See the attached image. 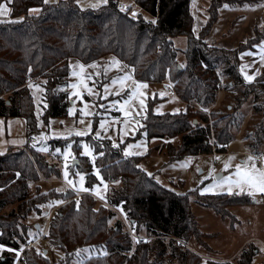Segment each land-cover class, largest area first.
<instances>
[{
	"label": "trees",
	"instance_id": "16d2710c",
	"mask_svg": "<svg viewBox=\"0 0 264 264\" xmlns=\"http://www.w3.org/2000/svg\"><path fill=\"white\" fill-rule=\"evenodd\" d=\"M135 2L141 11L134 17L119 8V0H108L98 8H82L77 0H12L9 20L0 22V117H24L27 135L33 136L39 127L31 86L39 85L42 90L43 115L65 116L70 107L69 94L64 91L69 60L88 65L112 57L137 81L155 84L169 79L179 99L186 104L185 109L173 113H154L150 104L137 135L148 138L180 135L178 148L167 147L172 159L188 153H211L214 146L218 152H227L233 138L232 128L239 120L237 111L255 92L254 86L263 85L264 68L254 81H246L240 65L235 63L242 48L232 51L217 45L211 48L206 38L223 5L241 7L258 0H210L208 21L198 35L193 31L192 0ZM37 7L38 13L30 11ZM144 11L157 17L155 23L144 18ZM261 28L257 27L253 36L257 44L264 40V36L256 35ZM179 34H185L188 39L184 65L178 62L173 41ZM225 77L229 80L224 85ZM221 87L231 90L237 111L221 114L212 110V120L205 111L215 105ZM259 97L256 94L253 98L256 112L264 110ZM95 120L98 121L96 114ZM211 120L215 123V132ZM261 131L252 138L255 147L259 145ZM82 140L92 147L94 161L93 157L81 156L83 144L74 141L73 150L80 155V161L70 167L84 174L86 190H75L72 186L64 191L44 190L37 185L33 191L32 184L40 179V174L61 176L58 163L33 146L0 154V243L9 247L0 254V264H13L19 247L16 239L24 242L30 239L25 220L32 212L40 213L50 204L55 205V210L46 237L62 254L51 262L45 244L35 245L25 250L23 264H201L197 253L187 244L198 231L188 196L162 186L149 176L138 167L137 155L124 156L122 151L91 136ZM51 143L54 145L55 141ZM103 180L121 183L110 190L107 202L125 211L138 236L139 223L144 225L152 240L142 237L133 248L132 236L123 222L119 219L112 222L116 212L104 204L97 206V198L88 189ZM77 191H81L79 200L75 198ZM225 196L228 197L227 194L206 195L210 200L205 199L201 204L221 214L215 202ZM242 198L228 204L249 201ZM9 206L12 208L5 211ZM41 225L39 230L36 224L33 228L41 231ZM84 247L93 250L75 263L77 251ZM256 252L255 246L248 245L233 263L254 264Z\"/></svg>",
	"mask_w": 264,
	"mask_h": 264
},
{
	"label": "rangeland",
	"instance_id": "374dc122",
	"mask_svg": "<svg viewBox=\"0 0 264 264\" xmlns=\"http://www.w3.org/2000/svg\"><path fill=\"white\" fill-rule=\"evenodd\" d=\"M47 2L50 1L47 0ZM207 3V0H200L201 8L197 7V0H193L190 4L193 25L196 24L197 27H199L202 23H207L208 18L206 14L208 12L207 9L210 0L208 5H206ZM119 4L134 6L141 11L135 0H119ZM79 5L82 8H98L103 5V3H101V0H79ZM93 5L97 6L92 7ZM8 7L11 8L10 4H8ZM142 15L144 18L153 19L154 21L157 18L147 11H144ZM261 15L262 13L257 11L256 16L259 18V20H257L258 23L264 20V16L261 17ZM9 17L10 13L7 18L6 16H0V22L8 21ZM205 24H203V26ZM220 31L221 29L215 31L212 34V37H209V40L213 41L214 39H217L216 37ZM256 35L258 38L259 36H264V27L263 29L261 28ZM254 37L250 39L249 42H247V40L243 41L244 43L246 42L243 45L238 44L232 48L230 46L223 47L230 51H232V49L236 50L237 48H242V51L239 53V61H234L236 65L237 63L240 65V72L242 64L241 54L248 50H256L257 43L256 38L254 39ZM242 40L243 39L238 37L227 42V44L234 45ZM173 41L178 50V62L179 64L184 65V50L188 45L187 36L185 34H179L173 38ZM252 43H255L256 45H254V47H252V45L250 46ZM212 45L214 44H209L211 48L213 47ZM232 57H235V55H232ZM113 59L114 58L112 57H108L101 62L88 65H84L75 59L69 60L70 71L68 75V84L64 91L69 94V109H75L72 114H69L68 110V114L65 116L47 117L46 115H43L44 106L41 99L42 90L39 85V87H36L37 85H32L31 92L34 98L35 114L39 130L33 135L31 141L28 140L20 146L12 145L0 149V154L2 155L8 151L16 152L17 150L29 149L32 146L36 147L46 155L49 152L57 154L62 157V161L58 163L62 172L61 176L46 177L43 174H40V179L32 184L31 190L34 191L35 186L37 185H40L44 190L50 188H55L58 191L68 190L69 186L71 187L72 185H70L68 180L64 177L66 163L69 172L68 179L73 180L76 184V187L72 186V188L75 190H86L84 182L81 186L79 177L75 175L79 172L77 168L74 169L73 167H70V165L74 164L73 162L79 163L80 155H85L83 147L80 148V155L73 150V142L75 141L83 145L87 144L91 149L92 147L89 142L82 140V137L91 136V138L99 140L98 142L100 143L107 142L109 145L116 148L118 152L121 153L122 151L121 154L124 156L137 155L138 159H140L138 167L146 171L149 176L153 177L162 186L170 188L176 193L188 196L191 211L197 220L198 231L197 235H191L187 244L191 251L197 253L201 264H212L213 262L225 261L229 264H234L233 262L236 260L242 249L251 244L256 247L257 251L253 263H264V193L252 192L250 194L247 186L244 187V191L242 192L238 188L233 187L232 193H229L226 190L227 184H224L223 187L220 186L221 181L224 180V178L235 174V166L241 164L243 161H247L249 156L254 158L252 161H248L249 166L254 163L257 168L264 169V110L256 112L253 100L254 96L258 94L260 96L261 105L264 104V89L261 90L260 88V86L264 87V83L260 86H254L255 92L242 104L239 111H237V109L234 110L235 108L233 105L235 102L231 90H228L227 87H221L217 93L215 105L205 111L212 120H214L212 110L215 112H221V114L235 111L238 112L239 120L232 128L233 138L227 146V152L221 153L217 151L218 155H216L214 151L202 154L188 153L181 158L172 159L169 153H167V147L172 145L178 148L181 144L180 135L170 138H148L145 135H137L138 129L142 124V118L148 111L150 104H153L152 110L154 113H173L178 112L176 110L180 111L184 108L183 103L172 92V84L170 80L167 79L162 83L155 84L141 82L147 85V87L140 89V91L144 93V96L142 97L144 99V107H140L139 98L132 99L130 101V106L128 107L130 115L126 117L124 112L120 110V105L129 98L132 91L131 86L133 85V82L137 80L133 77L131 72L121 64V62L119 66H113ZM80 65L85 66L83 72L80 70ZM73 72L80 73V75H73ZM125 73H130L132 79L128 80L126 86L122 89L119 84H113V81L123 76ZM82 77H86L87 86L92 89V94H89L87 90L81 88L80 91L83 95L82 97H77L72 95L75 90L72 89L70 85L78 83ZM228 80L229 78L227 77L222 80L224 85ZM106 87L107 91L105 90ZM161 93H163V95H161ZM86 105L88 106L87 110L91 115L84 116L82 114L81 110L84 109ZM95 114L98 116V121L95 120ZM22 118L23 117H20L19 119L21 122ZM81 119L85 121L84 124L79 122ZM102 121L106 122L104 128H101ZM3 123L5 124L4 121ZM4 124L0 122V134L2 136H6L7 134V131L6 133L4 131V128L6 129V127L3 128ZM7 124L9 125V121ZM88 124L91 125V130H86V125ZM211 124L214 127L215 132L214 121H212ZM260 129H263V131H261L260 142L258 147H255L252 138L255 137L254 134ZM69 130H72V135H68ZM77 130L86 131V135H76L75 132ZM8 132L13 136V140L16 143L23 142L24 134H22L21 124L15 125L14 128L9 127ZM97 133H99V136H97ZM58 140L60 145L56 144V141ZM52 141H55L54 145L51 143ZM130 144L134 147L128 148ZM69 145H71L70 148ZM57 149H60V151L57 152ZM69 151L72 153V157H69L66 161L64 153ZM127 153L131 154L129 155ZM216 157L219 158L218 163L215 161ZM226 164H230V166L225 167ZM94 172H97V169H94ZM79 173L83 174L82 172ZM63 180H65V182ZM120 185L121 183L119 181L108 182L103 180L100 184H95L93 188L87 189L93 192V195L97 198L95 199L97 201V206L104 204L107 207H111L113 211L116 212L112 222L118 219L123 222L124 227L129 231L130 236H132L131 242L134 248L139 240L136 236V230L134 231L131 222L127 218V214L121 207H112L107 202L110 190ZM209 186L215 187H213L211 191L203 192V189L208 188ZM71 192L74 193V191ZM218 194L228 195V197L225 196L221 200L214 201L217 203V208L221 211V214L217 213L216 209L207 208L201 204L205 199L210 200L206 195ZM230 196H233L232 199H228ZM242 197H245V199H248L249 201L244 202L243 204H228L232 200L238 201L243 199ZM78 198H76V200H79ZM52 206L53 204L47 205L40 213L32 212L25 220L27 233L30 238L35 239L40 234V231H37L40 228L35 230L33 225L41 223V226H43L48 219ZM11 208L12 206L5 207L4 210L9 211ZM117 209L123 215L124 219H122L123 217L121 218V214ZM107 212L111 213L108 209ZM138 228L140 230V233L138 232L139 236L147 240H152L153 237L147 235L144 225L139 223ZM131 230H133L134 233H131ZM123 235L125 234L123 233ZM36 245L39 247L44 245V243H38ZM92 250L93 249L90 247H84L81 250L79 249L74 262L78 263L81 258L90 254ZM49 254L51 262H55L62 253L56 251L54 248L53 251H49Z\"/></svg>",
	"mask_w": 264,
	"mask_h": 264
},
{
	"label": "crops",
	"instance_id": "0c3cea01",
	"mask_svg": "<svg viewBox=\"0 0 264 264\" xmlns=\"http://www.w3.org/2000/svg\"><path fill=\"white\" fill-rule=\"evenodd\" d=\"M48 1L54 2V1H58V0H52V1L48 0ZM207 2L208 3L206 5L209 4V0H207ZM225 5H227V4H225ZM225 5H223L220 8L219 19H218L216 25L212 28L211 32L209 33V35L206 38L207 42L209 44H214V45H217L219 47L230 46L232 48V47L237 46L240 42H243V41L247 40L248 38L253 37V35L255 34V29L257 27L261 28L264 26V20L262 22L258 23L257 20H259V18L256 16L257 11H259V13H262L261 17L264 16V0H258V2L254 3V4L248 3V4H245L241 7H235V6L232 7L230 5H227V7H225ZM197 7L201 8L200 0H197ZM34 9L40 10L39 7L34 8ZM38 12L39 11H32V13H38ZM8 15H5L6 18ZM208 15L209 14L207 12V14H206L207 18H208ZM203 24H205V23H202L199 27H197L196 24L193 25V27H194L193 30H194L195 34H197V35L199 34ZM224 27H227V28H224ZM218 29H221V31H220V33H218V36L216 37L217 39H214L213 41L209 40V37H212V34L215 31H217ZM238 37H240L243 40L239 41L238 43H235L234 45L227 44V42H229L235 38H238ZM262 51H264V40L259 42L256 45V50H253V51L248 50V51H245L244 53L241 54V57H242L241 69L243 68V72L241 71V75L248 82L254 81L256 79V77L261 73V71L264 68V59L261 58ZM245 74L254 76V79H252L251 81L247 80L245 78ZM175 96L179 99L177 94H175ZM180 101L183 103V106L185 108L186 107L185 102H183L182 100H180ZM23 118H22V122H21L19 120L20 117H8V118L0 117V122L2 124H4L3 121L5 122V124L3 126V128L6 127V129L4 128L5 133L7 131L6 136H2L0 134V149H3V148L8 147V146H12V145H14V146L19 145L20 146V145H23L27 140L31 141L33 139V136L28 137V135H27L26 120H25V118L24 119ZM8 121H9L10 126L7 124ZM16 123L21 124L22 134H24V140L22 143H16L13 140V136L11 134H9V132H8L9 127L14 128L15 125H17ZM18 126H20V125H18ZM9 135H11V136H9ZM53 207H55V205L52 206V208ZM5 249H9V247L6 246L4 249H0V254Z\"/></svg>",
	"mask_w": 264,
	"mask_h": 264
},
{
	"label": "snow or ice",
	"instance_id": "6c2138e0",
	"mask_svg": "<svg viewBox=\"0 0 264 264\" xmlns=\"http://www.w3.org/2000/svg\"><path fill=\"white\" fill-rule=\"evenodd\" d=\"M12 2V0H5V2H0V16H5L8 15L11 12V9L8 7V4H10ZM45 2H47V0H45ZM77 2H79V0H77ZM108 2V0H101V3L106 4ZM97 5H93L92 7H96ZM225 7H227V5H225ZM30 11H39V9H30ZM136 13H133V16H135ZM153 23H155V21H152ZM262 59H264V51H262ZM120 62L118 60L113 59V66H119ZM95 66V65H93ZM80 70L81 72H83L84 70V65H80ZM241 71L243 72V68L241 69ZM73 75H80V73L77 72H73ZM245 78L249 81H251L252 79H254V76L251 75H247L245 74ZM132 79V75L130 73H125L123 76L117 78L116 80L113 81V84H119L120 87L123 89L126 86V82L128 80ZM36 87H39L38 85ZM70 87L72 89H74L75 91H73L72 95L77 96V97H82L83 93L80 91L81 88H84L85 90H87L89 92V94H92V89L89 88L87 86L86 83V77H82L78 83H74L71 84ZM147 87L146 84H143L141 82H137L134 81L133 85L131 86L132 91H131V95L129 96V98L127 100H125L123 102V104L120 105V110L124 112V115L127 117L130 115V112L128 110V107L130 106V101L134 98H139V105L141 108L144 107V99L142 98L144 96V93L140 91L141 88H145ZM107 91V87L105 89ZM161 95H163V93H161ZM119 103V102H117ZM88 106L86 105L84 109H82V114L84 116L87 115H91V113L87 110ZM75 111L74 108H70L69 109V114H72ZM179 111V110H176ZM81 124H84L85 121L83 119H81L79 121ZM127 123V122H126ZM106 125L105 121L101 122V128H104ZM86 130H91V125L88 124L86 125ZM76 135L79 136H83L86 135V131H80L77 130L75 132ZM43 135V134H42ZM68 135H72V130L68 131ZM97 136H99V133H97ZM71 147V145H69V148ZM134 147L133 145H129L128 148H132ZM84 148V154L89 156V157H93V161H94V156H93V151L92 149L89 147V145L84 144L83 145ZM44 150V149H41ZM57 152L60 151V149L56 150ZM127 152V150H126ZM127 154H131V153H127ZM102 155V153H101ZM65 156V160L67 161V159L69 157H72V153L69 152H65L64 153ZM74 159V158H73ZM232 159V158H230ZM254 158L249 156L247 158V161H243L241 164H237L236 167V172L233 176H229L224 178V180L221 181L220 186L223 187L224 184H227V191L229 193H232L233 191V187L238 188L241 192L244 191V187L247 186L250 194L252 192H260V193H264V169H260L257 168L256 165L253 163L249 166L248 161H252ZM230 164H226L225 167H229ZM68 165L67 163L65 164V171H64V177L65 179L68 180V183L70 185H72L73 187H76V184L73 180L68 179L69 177V172H68ZM97 175H99V171L97 170ZM75 175H77L79 177V181L81 186L83 185L85 176L84 174H81L79 172H77ZM215 186H209L208 188L203 189V192H207V191H211L212 188ZM55 203H61V201H55ZM2 234V233H0ZM6 246L3 244H0V249H4ZM15 251V250H13Z\"/></svg>",
	"mask_w": 264,
	"mask_h": 264
},
{
	"label": "built area",
	"instance_id": "2783aa9c",
	"mask_svg": "<svg viewBox=\"0 0 264 264\" xmlns=\"http://www.w3.org/2000/svg\"><path fill=\"white\" fill-rule=\"evenodd\" d=\"M119 8L120 9H122L123 11H125V12H128L131 16H133V13H136V15L135 16H137L138 15V13H139V10L136 8V7H132V6H130V5H127V4H119ZM134 16V17H135ZM171 90H172V92L174 93V94H176V91H175V89L173 88V87H171ZM214 152L216 153V155H218V153H217V150H216V146H214ZM47 156L50 158V159H52L53 161H55V162H57V163H59V162H61L62 161V157H60V156H58L57 154H53V153H51V152H49L48 154H47ZM215 161H216V163H218L219 162V158L218 157H216L215 158ZM64 182H65V180H63ZM80 193H81V191H77V194H76V196H75V198H78L79 197V195H80ZM55 210V207H53L51 210H50V213H49V216H48V219H47V221L44 223V225L42 226V228H41V231H40V234L35 238V239H33V238H30V239H28L27 241H22L21 239H16V243L19 245V247H17V249H16V259H15V261L13 262V264H23L24 263V255H25V250L26 249H28V248H30V247H33V246H35L36 244H38V243H44L45 244V246H46V251H53V249H54V246H53V244L47 239V237H46V233H47V229H48V225H49V221H50V218H51V216H52V213H53V211ZM117 211H118V209H117ZM119 212V211H118ZM120 213V212H119ZM121 214V213H120ZM123 217V215L121 214V218ZM122 219H124V217L122 218ZM134 231H135V228H134ZM136 232V231H135ZM131 233H134L133 232V230H131ZM137 236V238H138V240L140 241V240H142V237L141 236H138V235H136Z\"/></svg>",
	"mask_w": 264,
	"mask_h": 264
},
{
	"label": "water",
	"instance_id": "95a60500",
	"mask_svg": "<svg viewBox=\"0 0 264 264\" xmlns=\"http://www.w3.org/2000/svg\"><path fill=\"white\" fill-rule=\"evenodd\" d=\"M74 163H76V162H74ZM78 163V162H77ZM219 175V174H218ZM36 227H37V229H39L40 228V223H37L36 224ZM45 252H47L46 250H45Z\"/></svg>",
	"mask_w": 264,
	"mask_h": 264
}]
</instances>
